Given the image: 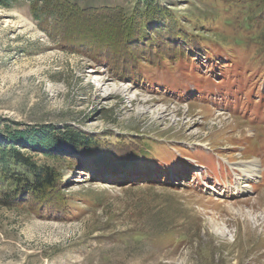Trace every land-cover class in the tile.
I'll return each instance as SVG.
<instances>
[{
    "label": "rangeland",
    "instance_id": "1",
    "mask_svg": "<svg viewBox=\"0 0 264 264\" xmlns=\"http://www.w3.org/2000/svg\"><path fill=\"white\" fill-rule=\"evenodd\" d=\"M0 264H264V0H0Z\"/></svg>",
    "mask_w": 264,
    "mask_h": 264
},
{
    "label": "bare ground",
    "instance_id": "2",
    "mask_svg": "<svg viewBox=\"0 0 264 264\" xmlns=\"http://www.w3.org/2000/svg\"><path fill=\"white\" fill-rule=\"evenodd\" d=\"M95 91L97 92V97L99 95L101 96L102 99H107L110 96H117V98L120 100V104L122 105L121 107H123L126 110L133 109L134 106L138 107L141 104L143 107H146V110H143L142 113H146L147 107L151 106L157 101L155 98L144 96L139 93H134L133 96H129L128 88L123 87L121 83L119 84V82L117 83L115 81L112 82L109 81L108 77L106 76H102L97 80V86ZM153 109H155V107ZM137 110L138 109H136V111ZM157 113L161 114V119H165L168 111L167 108L165 109L163 108L158 110ZM240 171L241 174H238L237 176H240L241 179L253 177V175L256 173L255 161L249 162L248 166L246 165L244 167H241ZM242 186L245 185L243 184Z\"/></svg>",
    "mask_w": 264,
    "mask_h": 264
},
{
    "label": "trees",
    "instance_id": "3",
    "mask_svg": "<svg viewBox=\"0 0 264 264\" xmlns=\"http://www.w3.org/2000/svg\"><path fill=\"white\" fill-rule=\"evenodd\" d=\"M36 134H38V137ZM17 136L21 138L23 137L22 139H24L25 142L30 143L32 147H38L40 145V147L46 149L52 147L53 144L54 145L56 144L54 136L47 132H42V133L32 132L30 136L27 135V138H24L23 133L18 134ZM75 136L77 135H74L73 137ZM8 156L17 157L16 150H14L13 148L1 150V158L6 159ZM30 168L35 176V181L37 185H45V184L47 185L51 183L52 176L50 173L46 171V169L35 166L34 167L30 166Z\"/></svg>",
    "mask_w": 264,
    "mask_h": 264
}]
</instances>
